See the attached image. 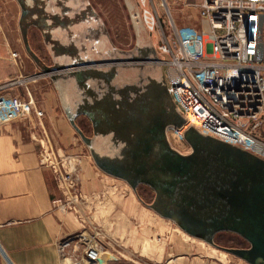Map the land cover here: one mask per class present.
Listing matches in <instances>:
<instances>
[{"label":"water","instance_id":"water-1","mask_svg":"<svg viewBox=\"0 0 264 264\" xmlns=\"http://www.w3.org/2000/svg\"><path fill=\"white\" fill-rule=\"evenodd\" d=\"M44 1L17 0L23 45L40 70L50 75L62 110L96 167L126 182L136 196L139 185L149 187L154 198L145 206L187 235L247 264H264V158L194 126L182 134L190 147L188 153L172 147L167 130L182 126L185 119L168 95L159 66L153 63L157 54L136 1L124 0L136 37L129 53L113 46L88 2L71 0L74 7H70L64 5L66 0H53L54 5ZM59 6L65 17L46 15ZM29 23L42 28L52 66L41 63L32 51ZM72 28L75 32L67 34ZM84 32L96 55L77 40ZM103 41L106 46H101ZM104 64L110 66L99 67ZM81 114L91 121L92 136L75 123ZM219 232L236 234L248 245H218L215 235ZM109 260L117 258L111 255L99 263Z\"/></svg>","mask_w":264,"mask_h":264},{"label":"rangeland","instance_id":"rangeland-1","mask_svg":"<svg viewBox=\"0 0 264 264\" xmlns=\"http://www.w3.org/2000/svg\"><path fill=\"white\" fill-rule=\"evenodd\" d=\"M14 1L19 7V12L13 5V1L0 0V12L2 19H4L2 22L7 25L5 26L7 30L19 27V24L16 26L18 23L16 18L19 19L21 15L20 5L17 0ZM51 1L53 2V0ZM154 1L155 4L159 5L160 0ZM84 2H88L101 19L113 46L121 53H129L135 46L136 37L124 0H84ZM167 2L178 28L194 27L195 30L198 28L200 21L197 19L196 10L193 7H185L183 2L177 5V0H167ZM54 4L53 2L52 5ZM65 4L74 7V2L71 0L69 2L64 1ZM61 8L62 6H59L54 10H47L46 15L50 18L65 17L61 14ZM159 11L164 14V7L159 6ZM66 32L68 34L75 31L72 28L71 31ZM7 34V39L11 41V45L17 44L22 50V37L18 38L17 41L11 36L17 34V31L8 30ZM27 37L28 43L39 61L47 66H52L53 57L46 45L42 28L29 23ZM149 37H151L154 45L157 36ZM77 40L86 44L87 52L96 55L94 45L88 41V33L78 34ZM105 43L106 41H103L100 44L106 46ZM26 60L29 63L27 69L29 84H34L37 88L41 87L36 90V93L34 92L39 102L30 100L31 95L29 94L27 96H11H19L25 102H30L31 109H34L36 103L40 112V115L38 112L36 113L37 116L42 117L45 126L52 124L53 126L50 127L55 128L53 132L43 134L39 143V153L43 163L52 170L55 181L59 185L61 196L62 190L67 193L66 197L63 195L61 198L65 199L66 206L77 218L78 230L73 234L86 232L102 245L107 252L106 255H113L117 258V260H109L107 264H247L203 240L187 235L172 221L160 217L147 208L144 203H151L154 198V193L149 187L139 185L136 196L126 182L101 172L94 164L87 146L67 120L50 75L42 72L29 54ZM34 67H36L35 73H33ZM51 91L55 95L53 104L46 95ZM51 105H54V109L56 111L58 109V113L62 114V123L67 126L66 134H63L61 122L57 119L54 121L49 119L51 118L49 114L53 111L50 108ZM84 116L78 118V123L83 128L85 135L92 136L93 130H91L88 118ZM167 135L175 149L183 153L190 151L189 145L180 140L173 130L168 129ZM87 161L91 164L94 172L89 179L86 177V168L84 170V164H87ZM53 167L58 170H54ZM57 172L63 177L68 173L70 177L64 178L65 180L61 182ZM96 174L101 179L97 178ZM60 243L58 248L60 259H62ZM215 243L226 247H246L248 245L241 237L230 232L217 233ZM69 244L65 250L72 253V248H74L76 255H79L82 247L72 242ZM61 264H63L62 260Z\"/></svg>","mask_w":264,"mask_h":264},{"label":"built area","instance_id":"built-area-1","mask_svg":"<svg viewBox=\"0 0 264 264\" xmlns=\"http://www.w3.org/2000/svg\"><path fill=\"white\" fill-rule=\"evenodd\" d=\"M137 4L148 35L157 36L153 63L160 67L168 95L185 119L182 126L169 130L184 141V130L194 126L264 158V0H184L185 7L196 10V30L178 28L167 0ZM29 103L19 96L9 98L17 116L30 112ZM57 175L61 182L70 177ZM62 241L64 249L70 242L82 247L79 255L72 248L73 264H89L97 255H91L92 249L106 253L86 232ZM66 257L61 256L63 264H69Z\"/></svg>","mask_w":264,"mask_h":264},{"label":"crops","instance_id":"crops-1","mask_svg":"<svg viewBox=\"0 0 264 264\" xmlns=\"http://www.w3.org/2000/svg\"><path fill=\"white\" fill-rule=\"evenodd\" d=\"M9 1H13L19 12L16 2ZM1 14L0 264H61L59 243L65 236L78 230L77 218L66 206L65 199L61 198L63 195L66 197L67 193L62 190L61 196L52 170L41 161L39 143L44 133H51L55 128L50 127L52 124L45 126L42 117L36 114L39 113L36 105L39 101L34 92L41 87L29 84L28 53L24 45L21 44L24 51L21 52L20 46L11 45L7 39V31L15 30L17 34L11 36L18 41L21 38L20 28L7 30ZM18 20L16 18V26ZM34 68L33 73L36 72ZM27 94L31 95L30 100L36 101L34 109L22 116L13 114L9 105L10 96ZM46 95L53 104V92ZM53 106L50 107L53 111L49 119L61 122L63 134H66L67 126L62 123L63 116ZM85 168L89 179L94 172L88 161L84 164Z\"/></svg>","mask_w":264,"mask_h":264},{"label":"bare ground","instance_id":"bare-ground-1","mask_svg":"<svg viewBox=\"0 0 264 264\" xmlns=\"http://www.w3.org/2000/svg\"><path fill=\"white\" fill-rule=\"evenodd\" d=\"M136 1V0H135ZM184 0H180V1H178L177 0V2L178 3H182ZM164 3V2H163ZM136 4H137V2H136ZM165 4V3H164ZM137 7H138V5H137ZM139 10V9H138ZM140 15V14H139ZM141 19V18H140ZM142 21V20H141ZM142 24H143V22H142ZM143 26H144V24H143ZM145 27V26H144ZM146 29V28H145ZM146 31H147V29H146ZM148 33V32H147ZM151 40V39H150ZM151 43H152V41H151ZM152 45H153V43H152ZM153 48H154V46H153ZM154 50H155V48H154ZM168 131V130H167ZM168 136V135H167ZM169 139V138H168ZM188 145V144H187ZM172 147H173V145H172ZM174 148V147H173ZM177 150V149H176ZM179 151V150H178ZM180 152V151H179ZM181 153H183V152H181ZM86 236H90V235H88V234H86ZM85 238V237H84ZM61 243H63V242H61ZM60 251H62V255H68V257H66V258H64L65 260H66V262H69V264H73L72 263V261H73V259L71 258L72 256H71V254H70V252H67L63 247H61V245H60ZM96 252V250L95 249H92L91 250V255H96L95 257H92V258H94L92 261H90L89 262V264H97L98 263V261L100 260V259H108L109 258V256H111V255H106V253H95Z\"/></svg>","mask_w":264,"mask_h":264},{"label":"flooded vegetation","instance_id":"flooded-vegetation-1","mask_svg":"<svg viewBox=\"0 0 264 264\" xmlns=\"http://www.w3.org/2000/svg\"><path fill=\"white\" fill-rule=\"evenodd\" d=\"M141 55H143V54H141ZM144 64H145V63H144ZM108 66H110V65H108V64H104V65L99 66V67H108ZM80 116H83V115H77V116L75 117V123H76L77 126L81 129V131H82L83 133H85L84 130H83V128H82V127L79 125V123H78V118H79ZM84 117H85V116H84ZM88 120H89V119H88ZM89 123H90L91 130H93L92 123H91L90 120H89Z\"/></svg>","mask_w":264,"mask_h":264}]
</instances>
